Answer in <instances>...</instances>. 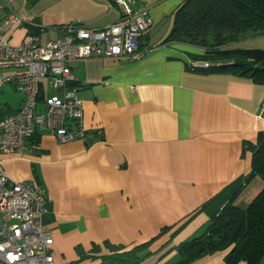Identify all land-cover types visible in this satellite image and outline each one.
<instances>
[{"label":"crops","instance_id":"0c3cea01","mask_svg":"<svg viewBox=\"0 0 264 264\" xmlns=\"http://www.w3.org/2000/svg\"><path fill=\"white\" fill-rule=\"evenodd\" d=\"M8 1L2 0L4 14L14 11L27 20L13 31L14 44L25 34H39L45 43L60 35L58 25L100 27L123 13L115 0ZM181 2L131 0L132 9L146 8L153 18L139 58L70 62L74 79L68 85L83 102V139L60 142L38 132L20 156L1 161L10 178L43 189L40 225L52 236L53 264H100L110 252L105 242L127 251L155 237L136 264H175L177 246L200 235L235 192L242 188L234 203L244 207L264 187L259 177L244 184L252 158L244 143L264 142V84L193 71L200 60L187 54L203 55V48L162 43ZM162 22L163 33L153 34ZM250 37L264 35L244 33L227 47L255 48L240 43ZM20 103L21 96L13 111ZM227 252L188 264H224Z\"/></svg>","mask_w":264,"mask_h":264},{"label":"built area","instance_id":"2783aa9c","mask_svg":"<svg viewBox=\"0 0 264 264\" xmlns=\"http://www.w3.org/2000/svg\"><path fill=\"white\" fill-rule=\"evenodd\" d=\"M115 1L123 13L113 23L68 22L58 26L60 35L54 40L41 43L39 34H25L14 44L13 31L27 20L14 11L4 14L0 0V88L9 83L21 96L20 107L0 118V264H53L48 251L53 239L40 225L47 202L43 189L10 178L1 161L20 156L25 142L38 132L60 142L85 137L83 102L68 85L74 79L70 62L92 56L139 58L140 40L153 24L148 9H132L131 0Z\"/></svg>","mask_w":264,"mask_h":264},{"label":"trees","instance_id":"16d2710c","mask_svg":"<svg viewBox=\"0 0 264 264\" xmlns=\"http://www.w3.org/2000/svg\"><path fill=\"white\" fill-rule=\"evenodd\" d=\"M27 2L33 5L37 0ZM246 32L264 35V0H182L172 12V26L162 43L203 48V55L187 54L194 60L209 62L206 67H191L193 71L231 74L264 84V49L228 48ZM12 112L0 111V118ZM244 148L252 154L251 170L244 184L254 177L264 182V142L259 137L255 144L245 142ZM238 191L212 215L200 235L177 246L181 259L175 264H188L221 250H228L224 264H264V187L244 207L234 203ZM150 242L127 251L105 242L110 252L101 256L100 264H136L148 251Z\"/></svg>","mask_w":264,"mask_h":264},{"label":"rangeland","instance_id":"374dc122","mask_svg":"<svg viewBox=\"0 0 264 264\" xmlns=\"http://www.w3.org/2000/svg\"><path fill=\"white\" fill-rule=\"evenodd\" d=\"M21 2L22 0H10V3H12L13 5L15 4L17 6L20 5ZM3 4L6 5L4 2ZM164 24L165 23L163 22L158 24V26L152 31V33L162 34L163 33L162 29L164 27ZM248 33L249 32H246L245 34H248ZM240 43L242 44V47L264 48V37H250L246 40L240 41ZM19 100H20V94L16 92L12 88V85H10L9 83L4 84L3 87L0 88V111L1 112H5L7 109L8 110L16 109L18 107Z\"/></svg>","mask_w":264,"mask_h":264}]
</instances>
